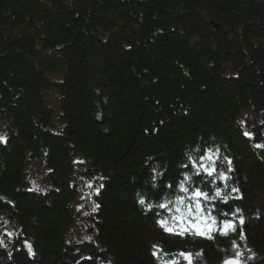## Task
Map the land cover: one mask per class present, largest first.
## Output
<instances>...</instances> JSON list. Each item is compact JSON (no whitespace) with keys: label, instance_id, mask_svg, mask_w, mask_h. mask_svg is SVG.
I'll use <instances>...</instances> for the list:
<instances>
[{"label":"trees","instance_id":"obj_1","mask_svg":"<svg viewBox=\"0 0 264 264\" xmlns=\"http://www.w3.org/2000/svg\"><path fill=\"white\" fill-rule=\"evenodd\" d=\"M0 123V264H264V0H0Z\"/></svg>","mask_w":264,"mask_h":264},{"label":"snow or ice","instance_id":"obj_2","mask_svg":"<svg viewBox=\"0 0 264 264\" xmlns=\"http://www.w3.org/2000/svg\"><path fill=\"white\" fill-rule=\"evenodd\" d=\"M245 135H249L248 133H245ZM257 147H264V146H261V145H257ZM209 175H211L212 173L209 172L208 173ZM181 187V191H184V192H187L188 189L185 188L183 185L180 186ZM217 196H219V192L216 193ZM191 199L193 200H199L200 198H205L207 199L208 198V194L205 193V192H202L201 190L199 189H194L192 190L191 192ZM142 205L144 204V200H140L139 201ZM149 207H151V205H149ZM161 207H163V205H161ZM196 208H197V211L200 210V205L199 204H196ZM165 223L166 222H161V226H165ZM193 228L195 229L196 233L198 235H201V236H206L207 238H211V228L208 227L207 225H205V228H207V231H205L204 228H201L200 225H193ZM225 229H228V228H234V226L230 225V224H225L224 226ZM166 230H169L170 229H166ZM226 234V232H225ZM29 251H31V249L29 248ZM185 261H186V264H192V256L190 253H180L179 254ZM199 255V254H197ZM87 259H91V257H88ZM171 264H178V261H171Z\"/></svg>","mask_w":264,"mask_h":264},{"label":"rangeland","instance_id":"obj_3","mask_svg":"<svg viewBox=\"0 0 264 264\" xmlns=\"http://www.w3.org/2000/svg\"><path fill=\"white\" fill-rule=\"evenodd\" d=\"M45 99L48 103V105L52 106V107H56L57 106V93L53 92V91H49L47 93H45ZM0 137H2V127H1V123H0ZM210 155H208L207 159H203L205 162H207L210 159ZM39 167H37L36 169H33L32 171L35 170V173L31 176V179L33 181L34 184V188L38 189L37 185H45L46 183L42 180V176L40 177V172H39ZM30 171V170H29ZM84 184H86V182H84ZM86 186V185H85ZM40 189V188H39ZM0 223L1 225H9L11 226V222L8 221V219L5 217V215H1L0 216ZM4 226H2V231L1 234H3L4 238L10 239L12 238V235H14V229L11 230L10 227L8 228H4ZM74 231L75 235H77L78 231L72 230Z\"/></svg>","mask_w":264,"mask_h":264},{"label":"water","instance_id":"obj_4","mask_svg":"<svg viewBox=\"0 0 264 264\" xmlns=\"http://www.w3.org/2000/svg\"><path fill=\"white\" fill-rule=\"evenodd\" d=\"M224 264H239V263L234 259H228L227 261H225Z\"/></svg>","mask_w":264,"mask_h":264}]
</instances>
